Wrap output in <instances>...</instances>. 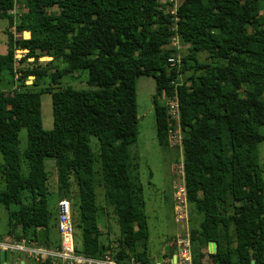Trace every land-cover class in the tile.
Returning a JSON list of instances; mask_svg holds the SVG:
<instances>
[{"label":"trees","instance_id":"obj_1","mask_svg":"<svg viewBox=\"0 0 264 264\" xmlns=\"http://www.w3.org/2000/svg\"><path fill=\"white\" fill-rule=\"evenodd\" d=\"M15 2L0 0V18L8 24L0 77L8 73L17 81L10 91L0 89L5 235L25 245L59 247L57 214L51 221L47 206L44 160L51 158L58 198H69L75 252L151 262L137 156L129 150L137 137L135 79L143 74L155 81L159 144L167 146L176 127L182 134L193 263L264 264V175L258 150L264 141V0H179L174 13L168 8L171 0H22L25 11L17 16ZM174 32L187 45L178 77L176 66L167 62L175 53L168 48ZM16 49L24 52L17 61ZM42 56L47 60H39ZM51 69L60 77L86 69L87 87L41 86L39 80ZM30 75L33 80L26 84ZM174 81H179L178 122L169 125L161 96L171 94ZM43 92L51 99L50 129L41 125ZM21 128L27 133L22 152ZM90 136L97 140L96 151ZM97 183L118 223L115 249L100 238L103 206L96 203ZM209 242L215 243L212 253ZM26 256L34 264H58L50 256Z\"/></svg>","mask_w":264,"mask_h":264},{"label":"rangeland","instance_id":"obj_2","mask_svg":"<svg viewBox=\"0 0 264 264\" xmlns=\"http://www.w3.org/2000/svg\"><path fill=\"white\" fill-rule=\"evenodd\" d=\"M173 4L176 2L172 0ZM22 0H16L12 12L17 16L20 12L25 11ZM170 9V7H168ZM172 8V6H171ZM55 9V8H54ZM264 13V9L262 10ZM8 24L6 19L0 18V54L5 53L7 47V33ZM10 31L15 33L14 29ZM169 49L178 51L181 56L186 52L187 45L179 44L178 48L172 46L169 42ZM20 49L15 50L16 61L23 55ZM205 54H200L203 59ZM32 58H28L31 61ZM39 60H47L44 56ZM26 64V63H24ZM57 65H62L60 61L56 62ZM16 63L15 66H19ZM49 75L41 80V86L51 85L53 87H62L70 85L73 88H86L87 70L82 69L64 76H59L58 71L51 69ZM0 77V89L10 91L17 86L16 76L11 77L8 73H3ZM55 77L57 82H52L50 79ZM33 76H28L26 84L31 83ZM259 89V88H258ZM155 93V81L152 76L139 75L135 79V98H136V114H137V137L136 141L129 146L132 155L137 156L138 162V177L142 185V193L145 202V213L148 234V255L151 260L150 263L155 261H162L166 263L167 257L170 252L175 248V236L181 231L180 225L174 220L173 211V197L176 191V184H180L183 176L182 171V148L180 143L181 132L177 127L169 133L168 145L162 146L159 144L156 137L155 118L153 110V95ZM166 101V100H164ZM40 117L41 125L44 129L52 127L53 118L51 110V99L48 92H43L40 98ZM27 133L25 128L18 131V147L22 152L26 146ZM96 138L90 136V144L93 151H96ZM259 157L261 167L264 175V141L259 145ZM0 162H2V155L0 153ZM23 171H26V162L21 160ZM45 170L48 172V193H47V206L51 212V221L56 217V204L58 195L56 190L57 175L56 167L53 159L45 158ZM95 171H99V163L94 162ZM100 173H96V180ZM0 181V188L2 187ZM96 203L103 206L102 213L99 217V229L101 231V240L108 243L112 249L117 246V240L120 237V231L115 215L112 212V207L105 204L102 188L95 185ZM76 195H74L75 197ZM69 200V198H68ZM188 213V228L191 225ZM195 219V215H192ZM195 222V223H194ZM196 224V220L192 221V225ZM7 213L5 208L0 204V236L5 237L7 232ZM19 231V228H17ZM3 239V238H0ZM14 239V238H13ZM78 236H76V240ZM79 241V240H78ZM17 242V241H16ZM80 242V241H79ZM34 247V245H29ZM205 253V249L200 250ZM32 256V255H31ZM34 257V256H33ZM39 259V256H36ZM207 256L202 257V261H206ZM19 260L23 264H32L30 257L26 256L23 251L13 250L10 252V261ZM34 264V263H33Z\"/></svg>","mask_w":264,"mask_h":264},{"label":"built area","instance_id":"obj_3","mask_svg":"<svg viewBox=\"0 0 264 264\" xmlns=\"http://www.w3.org/2000/svg\"><path fill=\"white\" fill-rule=\"evenodd\" d=\"M172 1V0H171ZM172 3V8L170 12L174 13L175 8L179 0H175ZM173 2V1H172ZM170 44L175 48L179 46V40L177 34L174 32L170 38ZM167 62L170 66H176L177 77L180 76V55L177 52L170 55L167 58ZM174 87L171 90V94H167L166 91L162 92L161 99L167 106V110L172 121L178 122V106H177V96H176V86L179 81L173 82ZM177 128V127H176ZM171 132V130H170ZM169 132V133H170ZM180 184H176V191L173 197V211L174 220L180 225L181 231L175 236V248L169 253L167 257V264H194L192 261L191 243L188 228V204L186 198V192L183 183V176ZM56 214H57V226L59 232V247L53 250L42 248V247H31L25 245L23 241L16 242L12 240L10 236L2 237L0 239V251L8 250L9 253L13 250L23 251L29 256L32 255L36 259L44 256H50L55 258L58 264H164L162 261L146 262L140 263V261L131 257L129 259L117 260L113 253L105 252L99 257H86L83 254L76 253L74 250V240H73V227L71 222L70 213V203L67 198H59L56 204ZM174 256V260H172ZM19 264V263H17Z\"/></svg>","mask_w":264,"mask_h":264},{"label":"water","instance_id":"obj_4","mask_svg":"<svg viewBox=\"0 0 264 264\" xmlns=\"http://www.w3.org/2000/svg\"><path fill=\"white\" fill-rule=\"evenodd\" d=\"M50 59V58H48ZM207 251L209 253H212L215 251V243L214 242H209L208 246H207ZM10 253L8 250H1L0 251V264H12L10 263ZM172 260H174V256H172ZM13 264H17V263H13Z\"/></svg>","mask_w":264,"mask_h":264},{"label":"crops","instance_id":"obj_5","mask_svg":"<svg viewBox=\"0 0 264 264\" xmlns=\"http://www.w3.org/2000/svg\"><path fill=\"white\" fill-rule=\"evenodd\" d=\"M9 258H10V257H9ZM9 260H10V259H9ZM10 263H12V264H13V263H19V264H23V262H22V261H19V260H15V261H13V262H12V261H10Z\"/></svg>","mask_w":264,"mask_h":264}]
</instances>
